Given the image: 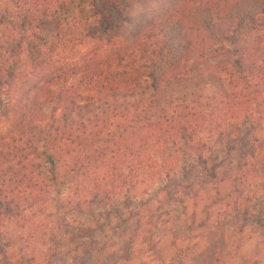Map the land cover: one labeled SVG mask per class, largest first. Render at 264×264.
Here are the masks:
<instances>
[{"label":"trees","instance_id":"1","mask_svg":"<svg viewBox=\"0 0 264 264\" xmlns=\"http://www.w3.org/2000/svg\"><path fill=\"white\" fill-rule=\"evenodd\" d=\"M88 1L92 17L68 28L70 0H0V232L16 231L0 264H35L50 217L55 250L75 246L60 205L47 215L52 196L78 193L120 221L140 189L168 196L195 164L204 181L184 236L162 242L152 215L147 227L134 213L109 255L184 264L197 234L246 221L264 190V0H157L133 26L134 0ZM93 232L79 229L78 260Z\"/></svg>","mask_w":264,"mask_h":264},{"label":"rangeland","instance_id":"2","mask_svg":"<svg viewBox=\"0 0 264 264\" xmlns=\"http://www.w3.org/2000/svg\"><path fill=\"white\" fill-rule=\"evenodd\" d=\"M156 1H132L128 5L126 14L129 26L147 18ZM70 3H72L70 13H60L61 19H69V24L65 27L71 28L75 20L78 22L81 20L80 23L84 24L82 20L85 17H92L88 0H70ZM56 18L59 21V18ZM189 166L188 173L186 171L182 175L177 173L171 187L173 192L168 196L163 192L161 183L153 188L140 189L137 192L138 198L134 201L131 209H121L120 221L116 220L113 214L111 216V213L110 218L107 216L110 212L108 207L106 209L98 208L96 211L88 210L87 206L81 203L78 193L71 192L72 195L61 199L52 196L48 202L47 215L50 217L54 214L55 204L60 205V216L65 217L63 223L66 233L77 237L74 242L75 246L69 245L65 250H55V236L52 234V229L56 221H51L52 217H50L44 219L38 229V231L45 230L46 239L41 240V236L36 235L37 246L28 253L37 258L35 264H45L47 255H54L52 264H114L109 255L120 241L118 235L122 230L118 234L113 229L118 224L127 225L126 219L134 213L141 216V222L145 226L147 224V227H150L148 226L149 222L151 225H156V228L153 229L155 237L161 239L162 242L168 243L171 238L181 239L184 236V217L196 209L194 198H198L204 181L201 176L203 173L201 166L195 164L193 167ZM257 184H259L258 179ZM145 200H149L150 203L147 207L142 208ZM249 202H251L249 203L250 212L246 221H223L222 223L225 225L223 233L197 234L198 239H194L191 244L200 240L199 247L186 258L184 264H264V190L252 193ZM148 214L152 215L154 221H147ZM138 220L135 217V221L132 223ZM236 223L238 224L237 229L233 230V225ZM85 227L94 231L91 240L95 241L96 250L105 248L104 255H98L96 250H93V255L80 252L81 260H78V253L74 252V249L78 244L79 229ZM240 229L242 232H239ZM15 234L16 231L13 230L0 232V262L4 261V257L7 258L11 255L7 246L8 242L10 243V238ZM85 239V241H89L90 237ZM80 241L82 240L80 239ZM130 264L159 263L141 255Z\"/></svg>","mask_w":264,"mask_h":264}]
</instances>
